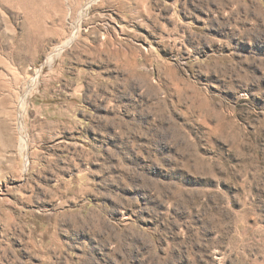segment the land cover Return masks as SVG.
Instances as JSON below:
<instances>
[{
  "label": "rangeland",
  "instance_id": "obj_1",
  "mask_svg": "<svg viewBox=\"0 0 264 264\" xmlns=\"http://www.w3.org/2000/svg\"><path fill=\"white\" fill-rule=\"evenodd\" d=\"M0 264H264V0H0Z\"/></svg>",
  "mask_w": 264,
  "mask_h": 264
},
{
  "label": "crops",
  "instance_id": "obj_2",
  "mask_svg": "<svg viewBox=\"0 0 264 264\" xmlns=\"http://www.w3.org/2000/svg\"><path fill=\"white\" fill-rule=\"evenodd\" d=\"M121 8L124 12H131L133 14H136V12H137L140 16L144 14V11H143L141 4H139L137 7L136 5H128V4L123 2V3H121ZM148 12H150V11H148Z\"/></svg>",
  "mask_w": 264,
  "mask_h": 264
},
{
  "label": "bare ground",
  "instance_id": "obj_3",
  "mask_svg": "<svg viewBox=\"0 0 264 264\" xmlns=\"http://www.w3.org/2000/svg\"><path fill=\"white\" fill-rule=\"evenodd\" d=\"M70 42H71V39H68V40L65 42V45H68ZM22 141H23V140H22Z\"/></svg>",
  "mask_w": 264,
  "mask_h": 264
}]
</instances>
